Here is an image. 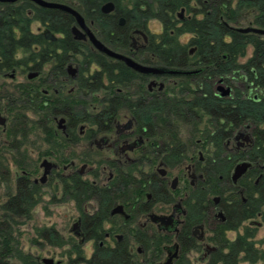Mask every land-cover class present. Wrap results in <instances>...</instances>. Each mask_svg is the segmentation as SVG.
Wrapping results in <instances>:
<instances>
[{
  "label": "trees",
  "instance_id": "obj_1",
  "mask_svg": "<svg viewBox=\"0 0 264 264\" xmlns=\"http://www.w3.org/2000/svg\"><path fill=\"white\" fill-rule=\"evenodd\" d=\"M52 1L74 7L94 34L115 51L132 56L131 33L145 30L149 35L148 42L144 53L132 56L135 60L142 64L164 66L193 65L199 67L200 73L180 81L177 90L169 86L158 98L147 89L148 76L97 52L88 41L75 39L71 33L75 20L70 14L56 8L40 7L29 0L0 2V77H10L17 70L22 73L38 72L31 80L26 78L22 82L11 83L9 89L0 93V111L5 110L9 119L7 130L13 133L11 149H19V146H13L17 133L24 136L25 130L28 133L38 131L47 143L46 153L53 150L58 153L57 159L64 162L63 149L70 144V137L73 139L71 135L80 124H86L88 130L104 131L121 111L137 117L140 105L139 115L143 123L171 127V130H157L154 135L158 138L177 140V130L170 123L175 117L185 118L186 111L189 112L186 116L192 119L197 114L212 118L214 130L198 131L214 134L207 137L219 146L223 137L220 132L252 120L256 124L255 146L263 154L264 130L261 127L264 106L261 102L251 104L242 96L248 92V84L258 94L264 92V36L242 33L234 28L247 20L252 26L264 28V0ZM109 1L113 2L114 10L103 13L101 6ZM181 9L187 16L178 18L177 12ZM120 18L124 20L122 25L119 24ZM152 19L160 22L159 33L147 30ZM34 22L39 23L43 31L52 32L56 39L49 40L43 32H34L31 28ZM184 34L190 35L186 43L179 41V36ZM248 46L252 48L251 55L244 62H239ZM72 63L77 67V74L73 78L67 73L68 65ZM237 78L243 80L242 84L233 81ZM220 79L228 85H237L234 86L232 99L214 97L213 84ZM69 85L73 90L68 91ZM96 105L99 107H94ZM55 117L66 118L68 139L55 134ZM15 164L19 169L25 168L21 162ZM226 165L223 163L218 171L224 172ZM32 167L30 165L29 168ZM4 170L5 166L0 162V183L8 186L9 177ZM215 171L217 168L207 174L209 191H234L229 187L227 177L221 182L217 180ZM131 173V169L127 170V174L116 171L108 187L92 184L78 175L61 178V199L73 200L80 213L81 238L77 240L72 237L67 241L54 228L48 227L38 228L37 237L52 246L69 244L74 257L69 256L68 264H139L127 239L115 241L112 246L100 245L105 231L113 233L124 229L122 223L109 217L110 205L115 200L127 199L135 203V200L144 197L146 190L152 188L150 172L140 174L137 181ZM40 194L39 187L31 183L28 185L20 178L14 193L8 194L1 206L0 264H42L35 255L20 247L15 236V226L21 219L31 218L33 208L40 201ZM254 194H258V197H252ZM247 195L249 199L245 204H241L240 199L233 203L237 215L232 218L229 229L236 228L245 219L255 218L264 207V179L259 181L258 186L251 185ZM91 199L97 202L98 207L92 213H87L84 206ZM261 214L264 221V213ZM105 223L110 225L107 230ZM135 236L139 237L138 230ZM251 237L252 233L243 234L229 241L222 231L216 240L222 245L221 250L203 264H239L244 261L255 264L264 259V252L254 247ZM89 240H94V243L92 253L87 256L83 244ZM140 242L150 246L148 238L140 239ZM154 245V251L160 252L159 242ZM152 263L155 264V260ZM176 264L190 263L180 257Z\"/></svg>",
  "mask_w": 264,
  "mask_h": 264
},
{
  "label": "flooded vegetation",
  "instance_id": "obj_2",
  "mask_svg": "<svg viewBox=\"0 0 264 264\" xmlns=\"http://www.w3.org/2000/svg\"><path fill=\"white\" fill-rule=\"evenodd\" d=\"M141 33L145 35V38ZM148 37V32L145 30H135L131 33L130 50L134 53L132 56L144 53ZM139 38L142 39L143 43L137 46ZM146 65L162 66L177 70H199V67L193 65L185 67L157 64ZM67 73L68 76L73 78L77 74V68L72 75H70L67 68ZM199 73L198 71L197 73L189 75H146L148 76L147 89L154 96L160 98L162 96L160 93H164L169 89V86L176 88L180 81L186 80V77ZM233 81L240 84L243 80L240 81L237 78ZM219 86L229 87V93L220 95V91L218 90ZM234 86L237 87L236 84ZM234 86L228 85L223 80L222 82L217 80L213 84L214 97L218 99H232L234 97ZM71 90L72 87L68 91ZM247 91L242 97L246 98L251 104L261 102L264 106V92L262 95L258 94L256 92L257 90L254 91V89L250 88L249 84L247 85ZM139 106L137 117L127 112L119 113L112 120L107 130L95 132L94 130H88L89 128L86 124H80L77 130L73 132V135H71L73 139L70 137V144L66 148L85 143L86 147H88L86 153L91 152L93 149L95 153L104 151L105 157L99 161L100 163L98 160L92 158V155L83 153L82 159L84 164L79 170H76L74 169L75 162L72 160L73 157H70L71 151L63 155L65 157L63 158L64 162L57 159L58 155L53 150H49V153L44 151L43 155L48 154L49 159L42 158L40 161L38 165L42 170L40 177H33V173L37 169L35 165H31L29 154L23 148L29 137L28 130H25L24 136L21 133L16 134L13 146L17 145L19 149H11V136L13 133L7 130L9 119L5 110H2L0 111V115L5 118V122L3 125H0V135L4 136V140L0 143V162L3 165L5 164L3 161L4 151H10V159L19 171L14 176L15 186L18 179L23 178L28 185L31 183L39 187L41 194L42 187L51 178L55 179L60 189L61 178L78 175L82 179H87L83 175L85 174L84 171L88 162H97L98 166L95 169L89 168L87 170L88 174L93 178L87 180L92 184H98L104 187H108L111 184L116 171L127 174V170L131 169V174L136 181L140 174L150 172L152 174L150 182L152 188L145 191L143 198L135 200V203L134 201H129V199L126 201L115 200L109 207V217H114L122 223L121 225L124 227L123 231L113 233L105 231L103 238L100 240V245H107L105 241L108 239H111L113 244L115 241L127 239L130 243V250L131 243L138 244L136 253H133L132 250L131 252L139 264H153V260H155V264H161L168 256L174 257L173 264H176L180 257L187 259L191 264L188 258L193 252L199 258L204 259L203 263H205L207 259L213 257L221 250L222 245L216 243V240L220 238L222 231L224 237L232 241L238 235L253 234V230L249 226L244 225V222L248 221L249 225H256L257 227L264 225L261 214L264 213V207L262 206L261 213H257L255 218L241 221L234 229L228 228V225L232 224V218L237 215L236 208L233 205L235 200L240 199L241 204H245L249 199L247 193L251 185L258 186L259 181L264 179V152L262 154L261 149L255 146V122L252 120L246 121L243 125L227 129L223 133L220 132V136L223 134V137L219 146L216 141L210 138L214 134L211 133V135L198 131L214 130L211 123L212 118L208 115L200 117L197 114L195 115V119H192L187 117L189 112L186 111L185 118L175 117L172 123H170L174 126L173 129L177 130V140L172 138H158L154 135L157 130H171V127L151 126L148 123H143L139 115ZM60 118L64 117L54 118V122L57 123V127L54 130L55 134L68 139V133L66 131L67 120L64 118L63 125L65 128L62 129L58 125V119ZM261 129L264 130V122L262 123ZM193 130L197 131L192 133ZM208 135L210 137H207ZM66 148L63 149V152ZM44 160L50 162L52 165L49 172L42 179L44 166H41V163ZM20 162L23 164V167L25 166L24 169H19L15 164ZM242 162H247L250 165L236 183H233L231 179L233 169L237 164ZM223 163L227 164L225 171H218V169H222ZM30 165L34 168L32 167L30 169ZM4 166V174L11 177L10 169L6 165ZM213 168H217V171H215L217 172L215 174L217 180L221 182L222 179L227 177L229 179V187L233 188L234 191H226V189H224L225 191L223 193H212L209 191L206 185V178L207 174ZM65 171L67 172L64 173ZM99 177H104L103 181L101 179L99 180ZM252 197H258V194H254ZM60 200L64 201L61 198ZM91 202L96 204V209L98 207L94 199L89 200L84 206V211L87 213L93 212L88 211V205ZM73 203L76 207L74 201ZM115 205H122L123 211L128 217L126 218L120 213L112 214V209ZM151 215L159 218L156 219L155 217L152 219ZM141 218H145L144 222L141 221ZM256 218L260 219V221ZM80 223L79 213L74 223L76 225L73 224V229H80ZM243 225V232L239 233L238 230ZM109 227L110 225L107 228L104 226L105 230ZM137 230L139 231V237L135 236V231ZM230 232H236L233 239L228 237V233ZM75 235V239L79 240L81 238L80 231L78 233L75 231ZM138 238L141 240L148 238L150 246L141 243ZM252 238L250 239L252 240ZM89 241H93L94 243V240ZM155 242H159L160 252L157 250L154 251V248L156 249ZM137 254H147L149 257L145 259L143 256L144 259L139 261L140 255ZM161 256H163V260L159 263L158 260Z\"/></svg>",
  "mask_w": 264,
  "mask_h": 264
},
{
  "label": "rangeland",
  "instance_id": "obj_3",
  "mask_svg": "<svg viewBox=\"0 0 264 264\" xmlns=\"http://www.w3.org/2000/svg\"><path fill=\"white\" fill-rule=\"evenodd\" d=\"M181 10H179L177 13L179 14ZM182 17L187 16L186 12L183 9V12L181 13ZM180 18L179 16H177ZM251 17L248 16V19ZM247 19V18H246ZM245 22V19L243 20ZM248 20L243 23L241 22L238 24L240 27H246V26H252L249 23H247ZM32 30L34 32H43V28L40 26L39 23L34 22L31 26ZM148 31L151 33H159L161 31V24L158 20L152 19L148 23L147 27ZM190 38L189 34H184L179 36V41L182 43H186L188 39ZM142 39H138L137 46H140L142 44ZM252 52L251 46H248L246 49V54L243 58L239 59V62H244ZM71 66L72 68L76 69L75 64H70L68 67ZM12 75L13 78L2 76L0 77V93L4 91V89H9V85L11 83H18L22 82L26 79L27 72L22 73L19 70H17L15 73L13 72ZM71 75V74H70ZM72 86L69 85L68 89ZM73 90V89H72ZM96 108L99 107V105L94 106ZM121 113H124V111H121ZM55 127H57V123L54 122ZM1 131V130H0ZM4 140V136L0 135V143ZM23 148L27 151L29 154V157L31 159V165H35L37 171L33 173V177H40L42 170L39 168V163L42 160V158H48V154L43 155V152H46V149L48 148L47 143L44 140V136L41 133L32 132L29 133L28 140L26 141ZM22 149V148H21ZM88 150V147H86L85 143L78 144L74 147H68L64 150L63 154H67L68 151H71V156L73 157L72 160L75 162V168L76 170H79L81 166L84 164V161L82 159L83 153H86ZM95 150L93 149L91 152L86 153L90 156L92 155V158L95 160H102L105 157V152L101 151L99 153H95ZM58 155V153H56ZM70 154V153H68ZM48 155V156H47ZM55 158H57L55 156ZM49 159V158H48ZM51 159V158H50ZM53 160V159H51ZM4 165L8 166V168L11 171V177H9V185L6 186V184L0 183V216L2 214L1 205L6 201L8 198V194L14 193L15 190V180L14 176L19 172L18 169L14 166L13 162L10 159V151H4L3 156ZM54 161V160H53ZM98 166L96 163H89L85 168V174L83 175L84 178H87L89 180L93 179L91 175L88 174V169L92 168L95 169ZM34 168V167H33ZM65 171L64 173H66ZM107 175V174H106ZM104 179V177H99V180ZM61 193H60V186H57V182L54 178L49 179L46 184L42 187V194L40 197L39 203L33 208L32 215L30 219H21L20 223L15 226V236L19 242L20 247L33 255H35L39 261L43 258H51L53 259V262L55 264H68L69 262V256L71 255L74 257L71 251V247L69 244H63L62 246H52L49 245L43 238H38L36 235V230L40 227H48V228H54V230L65 240H69L70 238H76L75 231L78 233L80 231L79 228L73 229V224L76 222L79 212L77 208L75 207L73 201H61ZM96 209V204L94 202H91L88 205V211L92 212ZM258 221L260 219L256 218ZM145 218H141V221L144 222ZM244 225L249 226L250 229L253 230V242L254 247L264 252V225H261L260 227H257L256 225H249L248 221L244 222ZM243 227H240L238 230L239 233L243 232ZM105 228H107L109 225L105 224ZM236 232H230L228 233V237L233 239ZM38 240L37 242L33 240ZM78 240V239H77ZM106 244L113 245V241L111 239H108L105 241ZM138 247V244L131 243V250L133 253H136V248ZM83 248L85 250V253L87 256H90L92 249H93V241H88L83 244ZM139 256V261H142L145 257L148 258L149 256L147 254L141 255L137 254ZM144 256V257H143ZM191 264H202L204 259H201L196 255V253H191L189 258ZM163 260V256L160 257L158 262L160 263ZM16 263V262H14ZM42 263V262H41ZM239 264H250L249 262H241ZM255 264H264V259H261L257 261Z\"/></svg>",
  "mask_w": 264,
  "mask_h": 264
},
{
  "label": "water",
  "instance_id": "obj_4",
  "mask_svg": "<svg viewBox=\"0 0 264 264\" xmlns=\"http://www.w3.org/2000/svg\"><path fill=\"white\" fill-rule=\"evenodd\" d=\"M16 1L18 0H0L1 3H14ZM29 1L34 2L36 5L40 7L56 8L65 13L70 14L75 20V24L73 25L71 29V33L75 39L88 41L90 45L92 46V48L96 50L97 52H100L111 59L123 62L125 66L134 70L137 73L148 75V76H158V75L160 76V75H176V74L189 75V74L197 73L199 71V70H177V69L165 68L162 66H151V65L142 64L134 60L132 57L124 53H121L119 51H115L109 48L107 45H105L94 34V32L91 30V28L86 23V21L84 20L83 16L79 13V11H77L74 7L70 6L69 4L58 2V1H52V0H29ZM113 10H114V4L111 1L106 2L101 6V11L103 13H110ZM182 12H183V9H181V11L178 14L180 18H182V15H181ZM123 23H124V20L120 18L119 24L122 25ZM234 29L242 33H255V34L264 36V28H260L256 26L236 27ZM141 34L145 38V35L143 33ZM43 35L46 39H49V40L56 39V36L48 30L43 31ZM68 72L72 75L75 72V69L69 66ZM12 75L13 74L11 73L9 76L12 77ZM37 75H38L37 71H29L28 74L26 75V78L32 79L36 77ZM219 82H222V79H220ZM218 90L220 91L219 92L220 95H225L229 93L230 88L219 86ZM4 122H5V118L0 115V125H3ZM63 123H64V118L58 119V125L62 129L65 128ZM51 165L52 164L50 162H47L46 160H44L41 163V166H44V172H43L42 179L49 172ZM249 165L250 164L247 162H242V163L237 164L234 167L233 172L231 174V179L233 183H236V181L246 171ZM113 213H120V214H123L126 218L128 217V215L124 213L122 205H115V207L112 209V214ZM155 217L156 219L159 218L155 215H151L152 219H154ZM173 261H174V257L168 256L163 260L161 264H173ZM41 262L42 264H55L53 262V259L51 258H43Z\"/></svg>",
  "mask_w": 264,
  "mask_h": 264
}]
</instances>
